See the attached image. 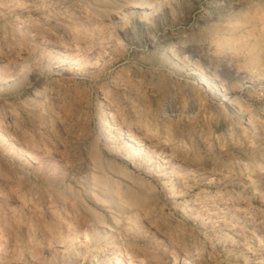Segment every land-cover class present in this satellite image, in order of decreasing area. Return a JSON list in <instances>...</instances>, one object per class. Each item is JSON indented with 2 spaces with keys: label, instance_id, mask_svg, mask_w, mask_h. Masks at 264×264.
<instances>
[{
  "label": "rangeland",
  "instance_id": "374dc122",
  "mask_svg": "<svg viewBox=\"0 0 264 264\" xmlns=\"http://www.w3.org/2000/svg\"><path fill=\"white\" fill-rule=\"evenodd\" d=\"M0 264H264V0H0Z\"/></svg>",
  "mask_w": 264,
  "mask_h": 264
}]
</instances>
